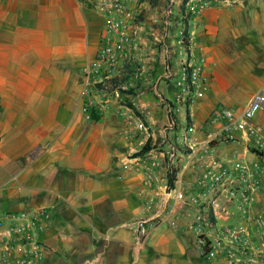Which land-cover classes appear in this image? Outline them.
<instances>
[{"label":"crops","instance_id":"0c3cea01","mask_svg":"<svg viewBox=\"0 0 264 264\" xmlns=\"http://www.w3.org/2000/svg\"><path fill=\"white\" fill-rule=\"evenodd\" d=\"M162 1L156 14L152 11L133 27L137 36L126 68L143 69L139 81L128 82L135 97L121 104L101 97L104 92L90 93L98 116L94 121L82 113L80 85L102 29L95 0H0V209L20 211L29 206L48 211L38 235L45 246L41 264H224L200 256L191 228L197 212L208 211L209 218L215 212L217 228L239 223L238 213L221 201L215 208L199 209L174 203L167 195L175 185L168 183L174 173L165 164L155 184V205L147 213L137 194L142 176L134 161L142 155L160 158L173 145L182 156L180 165L189 147L206 140L207 117L234 96L232 85L237 91L250 85L241 103L226 104L236 109L264 83V0H208L211 5L197 14L192 6L201 0L183 1L189 13L190 51L206 55L209 90L189 104V124L176 120L174 131L156 134L148 132L129 104L155 127L166 124L160 117V99L172 100L180 91L170 87L180 71V52L155 51L152 46L158 40L159 30L153 28L159 24ZM181 24L175 22L165 36L182 34ZM225 58L243 63L226 68ZM252 59L258 60L259 69L247 71ZM165 70L172 79L156 82ZM261 119L264 125V110ZM158 138L162 144H156ZM147 141L151 148L140 153ZM212 153L226 168L258 165L254 209L263 210L264 154L239 143L216 144ZM199 174L182 177L189 193L195 191ZM174 217L176 227H171L168 221ZM141 227L146 235L140 234Z\"/></svg>","mask_w":264,"mask_h":264},{"label":"built area","instance_id":"2783aa9c","mask_svg":"<svg viewBox=\"0 0 264 264\" xmlns=\"http://www.w3.org/2000/svg\"><path fill=\"white\" fill-rule=\"evenodd\" d=\"M131 1L95 0L94 10L103 21L97 52L84 67L81 76V108L87 119L91 118L92 109L88 97L94 87L104 85L111 88L112 81L116 79L113 90L117 91L125 89L126 85L123 86L122 82L129 80L124 81L123 77L127 72V64L132 61L129 49L135 35L131 24L134 22ZM170 1L175 3V0ZM210 5V1L201 0L192 6L194 12L190 11L197 14ZM171 16L172 9L168 8L162 20V37L168 33ZM190 40L189 37V54L186 53L189 63L184 68L182 81H178L176 85L180 91L187 90L191 95L200 96L208 90V85L200 79L199 67L204 63V57L194 60ZM186 69H190V86L185 81ZM142 72L143 69L139 66L133 74L141 77ZM263 110L264 83L245 104L236 109L223 105L214 107L205 124L208 129L206 140L189 147L190 152L180 165L178 158L182 156L179 148L173 145L160 158L142 155L134 161L142 176L141 188L137 194L144 199L145 212H150L155 205V184L165 164L175 175L170 176L175 185L167 193L174 203L180 202L187 208L199 209L201 206L215 208L218 201H221L238 213L239 223L217 228L215 212L212 218H209L208 211L205 214L197 212L196 222L191 229L195 234L200 256L207 260H222L224 264H264V209H254L259 167L257 164L240 163L234 168H226L212 153V146L216 144L239 143L257 154H264V125L261 119ZM134 125L137 129H142L141 123ZM195 171L200 174L194 182L195 191L189 193L182 185V177ZM48 218L49 213L44 208L27 206L20 211L0 209V264H41L45 246L39 241L38 235L43 231ZM176 220L177 217H174L168 224L176 227ZM214 228L216 232L212 233ZM139 232L141 235L147 233L143 227Z\"/></svg>","mask_w":264,"mask_h":264},{"label":"rangeland","instance_id":"374dc122","mask_svg":"<svg viewBox=\"0 0 264 264\" xmlns=\"http://www.w3.org/2000/svg\"><path fill=\"white\" fill-rule=\"evenodd\" d=\"M176 1L178 0H175V3H171L170 0H163L162 3H161V6H160V9H158L159 11V16H158V21H159V24L156 25L155 23V26L157 28H153V29H157L159 30V35H158V40H154L153 43H152V46H153V49L155 51H162V52H168V53H171V52H180V56L183 58L182 61H181V64H180V71L177 72L178 75L176 76V82H171L170 83V87H171V90L173 91H176L177 90V82L178 81H182L181 80V77L183 75V71H184V68L188 65L189 63V58L187 57V54L185 52V49L184 47L182 46V34H178L177 36L175 37H162V20H163V17H164V13L166 12V10L168 8H171L172 9V16H171V26L177 22L178 20H180L182 22L181 26H180V30L182 31L183 28L185 27V20H187L189 18V16L187 15V12H185V2H183L184 0H180V2L178 3V9L177 8H174L175 7V4H176ZM221 1V0H220ZM132 4H131V8L134 12V22H132L131 24H133V26H135V24H140L143 19L147 18L149 13H151L152 11H154V9H157L158 5H159V0H132ZM155 2H157V5H153ZM181 9V12L179 11ZM157 10L154 11V14H156ZM184 24V25H183ZM171 26L168 28V30L171 28ZM169 32V31H168ZM179 32V31H178ZM134 36H137V34H135ZM250 36L248 35L247 36V40H249ZM134 40V39H133ZM132 43L133 41L131 42L130 44V49L129 51L131 52L133 49H132ZM249 43L247 42L246 43V46H248ZM167 53V55H169ZM178 54V53H177ZM203 56L204 57V63H202L200 65V79L203 80L207 85V80H206V77L204 76V72H205V68H206V63H207V58H206V55L204 53H202L200 51V54L199 55H195V59L194 60H199V58ZM225 62L223 63V65L227 68H232V66L236 63L237 65L243 63L242 61H240L239 59H229V58H225ZM258 60H249L247 62V66L246 68L248 69L247 71H249L250 69L252 71H256L259 69L258 67V63H257ZM245 63V61H244ZM129 67V65H128ZM243 68H245L243 66ZM135 71V70H134ZM134 71H127L126 74H124L126 76H130L132 75V73H134ZM165 75H167L168 77L165 78L166 76H160L159 78L157 77L156 78V82L158 81H165V82H169L170 79H172V76H169V72L168 70H165ZM172 75V74H170ZM238 75V74H237ZM123 77V78H124ZM239 77V75H238ZM142 77H136L134 76V74L132 75V78H129V80L125 83L122 82V85L125 86V89H118L117 91H107V90H100L98 88V86L94 87L93 90L90 92L91 94H94V93H98L100 94V92H104V94H102L101 97H104V98H113V99H116L118 102H120L121 104H125L127 102H132L131 100H133V98L135 97V92H134V86L132 85H129V81L131 83L133 82H137L141 79ZM234 82H236L234 79H232ZM264 82V81H263ZM250 85H243L242 87H238V90L240 91H237V89L234 87V85H232V92L234 94L233 97H231L230 99H228L226 102L223 101L221 102V104L219 105H223V106H226L228 107L226 104L230 103L232 105H237L239 103H241L245 98H244V95L245 93L247 92L248 88H249ZM208 90H209V85H208ZM207 90V91H208ZM204 92L203 94H201L200 96H195V95H191V93L189 94L188 91H179L178 93L175 94L174 96V99L172 100H165V99H160L159 101V106H160V117L163 116L166 120V124H163V123H158L157 125L154 126H149L145 121H144V117H143V114H141L138 110H136L137 113L133 112L132 113L134 115H136V117L143 123V125L146 127V129L148 130L149 133H156V134H164V133H168L170 131H174L176 128V126L173 125V121L175 122L176 120H178L180 122V124L183 123V120H185V109H186V106L193 101L195 99H200L202 98L206 93ZM236 92V94H235ZM89 93V94H90ZM226 95V94H225ZM225 99H227V97L225 96ZM136 109V108H135ZM94 113L96 114V111L95 109L92 107L91 109V114ZM162 118V117H161ZM171 118H173V121H171ZM169 123H168V121ZM171 124V125H170ZM169 126H172V128H170ZM171 140L174 141V138L173 136L170 138ZM162 139L161 138H158V141L156 144H162L161 143ZM160 142V143H158ZM250 158H252V156H249Z\"/></svg>","mask_w":264,"mask_h":264},{"label":"trees","instance_id":"16d2710c","mask_svg":"<svg viewBox=\"0 0 264 264\" xmlns=\"http://www.w3.org/2000/svg\"><path fill=\"white\" fill-rule=\"evenodd\" d=\"M221 1H224V0H221ZM153 5H157V2H155ZM185 27H184V30H183V33H182V46L184 47V49H185V52L187 53V54H189V50H188V47H189V34H188V30H187V20H185ZM185 75H186V84H187V86H190V69H186V71H185ZM129 77L128 76H126V77H124V81H127V79H128ZM116 79H114L113 81H112V87L111 88H108L107 86H104V85H98V88L100 89V90H107V91H112L113 90V88L116 86ZM190 89H191V87H190ZM129 108L133 111V112H135V113H137L136 112V109L131 105V104H129ZM91 118L94 120V121H96V120H98V116L96 115V114H94V113H92L91 114ZM171 121H173V118H171ZM185 121H186V123L187 124H189L190 123V113H189V108H188V105L186 106V109H185ZM151 148V146H150V142L149 141H147V143L144 145V147L141 149V151H140V153H144V152H147L149 149ZM261 155V154H260ZM169 185L172 183V177H169Z\"/></svg>","mask_w":264,"mask_h":264}]
</instances>
